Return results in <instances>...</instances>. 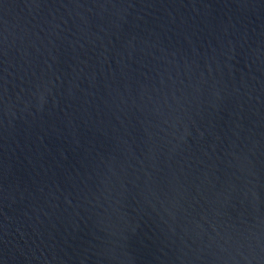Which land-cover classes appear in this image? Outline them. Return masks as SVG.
<instances>
[{
  "label": "water",
  "instance_id": "1",
  "mask_svg": "<svg viewBox=\"0 0 264 264\" xmlns=\"http://www.w3.org/2000/svg\"><path fill=\"white\" fill-rule=\"evenodd\" d=\"M0 264H264V0H0Z\"/></svg>",
  "mask_w": 264,
  "mask_h": 264
}]
</instances>
